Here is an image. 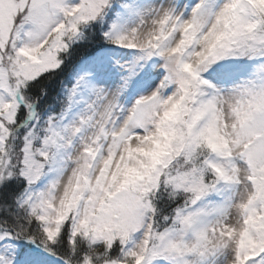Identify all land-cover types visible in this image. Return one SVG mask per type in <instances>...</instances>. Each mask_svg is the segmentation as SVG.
<instances>
[{
  "label": "snow or ice",
  "instance_id": "obj_1",
  "mask_svg": "<svg viewBox=\"0 0 264 264\" xmlns=\"http://www.w3.org/2000/svg\"><path fill=\"white\" fill-rule=\"evenodd\" d=\"M0 264H264V0H0Z\"/></svg>",
  "mask_w": 264,
  "mask_h": 264
}]
</instances>
